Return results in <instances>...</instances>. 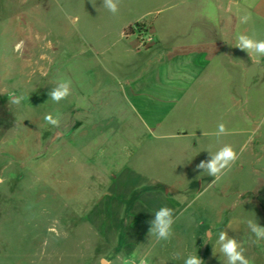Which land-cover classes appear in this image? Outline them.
Listing matches in <instances>:
<instances>
[{"label":"rangeland","instance_id":"374dc122","mask_svg":"<svg viewBox=\"0 0 264 264\" xmlns=\"http://www.w3.org/2000/svg\"><path fill=\"white\" fill-rule=\"evenodd\" d=\"M68 1L0 0V264H132L149 251V264L191 254L226 264L221 230L249 264H264V241L254 244L246 223L264 226V107L241 118L220 81L211 98L171 113L168 132L186 135L149 136L128 104L104 99L115 77L81 53ZM60 79L72 92L55 103L48 93ZM48 113L62 115L61 136ZM221 122L230 134L216 137ZM224 144L247 148L209 187L214 178L196 165ZM162 206L175 219L167 241L149 235Z\"/></svg>","mask_w":264,"mask_h":264},{"label":"crops","instance_id":"0c3cea01","mask_svg":"<svg viewBox=\"0 0 264 264\" xmlns=\"http://www.w3.org/2000/svg\"><path fill=\"white\" fill-rule=\"evenodd\" d=\"M68 11L81 53L98 57L115 77L104 99L128 104L149 136L186 135L168 132L171 113L179 102L211 98L220 81L241 118L263 110L264 57L235 45L240 34L264 39V0H120L115 15L102 0H69ZM246 14L251 18L241 23Z\"/></svg>","mask_w":264,"mask_h":264},{"label":"clouds","instance_id":"9594fccd","mask_svg":"<svg viewBox=\"0 0 264 264\" xmlns=\"http://www.w3.org/2000/svg\"><path fill=\"white\" fill-rule=\"evenodd\" d=\"M120 0H102V6L106 8L113 15L119 12ZM95 6V5H94ZM251 17L244 15L240 18L241 23H247ZM79 22V16L74 18V23ZM19 47V46H18ZM235 47L246 51L249 56L255 54L256 57H264V39L255 38L246 34H240ZM72 92V83L70 79H60L56 81L55 86L51 88L48 93L50 99L55 103L67 99ZM25 97L23 95L13 96L10 103L13 105H20ZM44 120L47 124L53 126L56 129V135L61 136L63 134L61 130L62 115L60 113L52 114L48 113L44 116ZM205 133H203L204 135ZM230 132L224 123L217 125V130L212 135L216 137L229 135ZM247 148V145L242 146L240 152H238L231 144H224L218 148L215 152L208 151L210 158L202 160L196 165V170H203L202 173H207L208 176L214 179L209 183V187L214 185L227 170H230L233 164L239 159L240 154ZM175 223L173 210L167 206H162L154 213V219L150 221L149 235L155 237L157 241H167L173 235V224ZM249 232L254 238L252 242L254 244L264 241V226H261L257 219H249L246 221ZM232 228L231 224L228 225ZM212 232L209 230L205 234V239H212ZM218 244L220 254L226 259V264H249L248 258L245 256V249L241 247V242H238L236 238L229 237L226 231L221 230L218 234ZM150 251L145 255L139 256L136 260H133L132 264H149L148 256ZM99 264H111L106 261L105 258H101ZM121 264H128L127 261L122 260ZM184 264H204L203 260L197 254L189 255Z\"/></svg>","mask_w":264,"mask_h":264},{"label":"built area","instance_id":"2783aa9c","mask_svg":"<svg viewBox=\"0 0 264 264\" xmlns=\"http://www.w3.org/2000/svg\"><path fill=\"white\" fill-rule=\"evenodd\" d=\"M134 29H138V27H134ZM139 44L142 48H145L146 47V41L144 38H140L139 40Z\"/></svg>","mask_w":264,"mask_h":264},{"label":"trees","instance_id":"16d2710c","mask_svg":"<svg viewBox=\"0 0 264 264\" xmlns=\"http://www.w3.org/2000/svg\"><path fill=\"white\" fill-rule=\"evenodd\" d=\"M136 27L140 28V27H139V26H137V25H136ZM129 31H131V28H129L127 32H129Z\"/></svg>","mask_w":264,"mask_h":264},{"label":"water","instance_id":"95a60500","mask_svg":"<svg viewBox=\"0 0 264 264\" xmlns=\"http://www.w3.org/2000/svg\"><path fill=\"white\" fill-rule=\"evenodd\" d=\"M57 135L56 134H54V137H56Z\"/></svg>","mask_w":264,"mask_h":264}]
</instances>
